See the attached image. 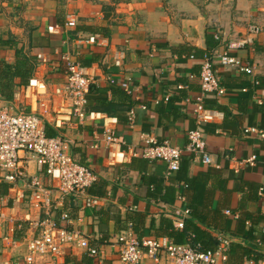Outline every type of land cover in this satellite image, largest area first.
Wrapping results in <instances>:
<instances>
[{"label": "crops", "instance_id": "crops-1", "mask_svg": "<svg viewBox=\"0 0 264 264\" xmlns=\"http://www.w3.org/2000/svg\"><path fill=\"white\" fill-rule=\"evenodd\" d=\"M68 16L71 25L67 27ZM249 24L259 25L262 33L252 47L230 54L254 64L258 80L264 77V5L253 0H0V39L12 40L26 56L36 59L42 54L50 60L35 74L48 82L62 83L65 69L60 57L72 53L83 64L94 67L96 84L89 95L88 111L106 114L101 110L108 102L131 105L129 110L121 106L117 115H108L117 118L115 133L126 146L142 145L144 134L158 142L167 140L180 148L186 146L187 133L196 128L192 102L201 94L200 58L188 57V48L207 51V32L220 34L222 40L212 51L213 64L226 94L206 97L204 106L218 112L219 107L227 108L229 115L223 114L215 123L204 126L210 165L194 161L188 153L180 162L188 166L192 179L209 173L201 178L204 189L198 195L203 198V207L198 209L206 213L218 210L223 218L217 228L200 227L219 241H229L228 250L216 264H252L254 251L257 264H264V139L244 134L247 128L264 130V112L260 111L264 86L255 88L246 75L220 62L226 44L244 37ZM90 36L96 37L94 45L83 41ZM118 52L125 55L121 69L109 66ZM12 55L11 50L1 53L8 62L13 61ZM107 75L115 78L114 86L107 82ZM118 88L125 95L117 91L113 94ZM126 88L133 93L127 94ZM250 88L246 105L239 108L238 98L247 96ZM167 96L169 100L164 102ZM130 110L135 115L132 126L127 121ZM63 132L77 144L72 148L74 157L96 174L92 194L110 193L98 211L82 209L70 199L63 207L72 226L84 230L90 245L100 250L98 258L90 257L92 264H120L118 237L131 230V220L136 221L138 235L149 237L161 217L172 220L175 210L188 207L187 195L195 197V193L185 191L183 182L164 163L134 158L124 165L106 166L101 123ZM94 133L98 148L82 146L80 141H92ZM251 159L254 165L249 164ZM152 175L159 185L174 188L176 197L169 202L151 200L143 178ZM223 181L224 191L220 187ZM60 214L56 211L53 216L59 220ZM22 236L18 230L15 237ZM257 236L262 244L255 240ZM25 250H7L3 256L0 254V264L21 263ZM84 256L89 257L82 249L71 247L63 257L43 256L34 264H64L65 257L79 262ZM142 264L169 263L166 255H161L157 263L145 256Z\"/></svg>", "mask_w": 264, "mask_h": 264}, {"label": "built area", "instance_id": "built-area-1", "mask_svg": "<svg viewBox=\"0 0 264 264\" xmlns=\"http://www.w3.org/2000/svg\"><path fill=\"white\" fill-rule=\"evenodd\" d=\"M69 18L66 19L67 27L71 25ZM261 33L259 25H247L244 37L228 42L220 55L223 66L246 75L255 88L259 86L255 65L230 53L252 47ZM214 39L218 43L222 40L218 32L214 34ZM83 41L94 45L96 37L90 36ZM213 57L214 52H207L200 58L201 94L192 102L196 128L187 133V144L180 148L167 140L158 142L147 134L141 135L142 145L126 146L115 133L117 118L87 111L89 95L96 84L93 65L83 64L72 53H64L60 57L65 69L64 81L51 83L35 74L39 68L50 63L48 57L38 54L36 69L28 84L16 89L11 101L0 98V187L3 184L7 186L6 194H0V254L3 256L7 250L17 253L25 247L21 263L17 262L19 264H34L43 256L63 257L71 247L82 249L92 258L100 256V250L90 245L89 235L72 226L70 216L63 207L70 199L82 209L98 211L110 193L102 197L92 194L96 174L74 157L72 148L77 144L64 134L63 129L101 123L102 145L107 153L105 162L108 167L141 158L164 163L168 171L174 173L178 171L184 153L190 154L194 161L210 165L212 161L207 151L204 126L215 123L223 114L206 108L204 101L210 95L222 97L226 94L215 74ZM124 59L123 52L115 53L109 66L121 69ZM106 79L110 85L116 84L112 75H107ZM125 91L133 93L130 88ZM253 98L262 104L256 96ZM168 100V96L163 99L164 102ZM134 118L130 110L127 113L130 126L134 124ZM48 130L55 135L48 136ZM244 134L264 139V130L258 128H247ZM93 136L92 141L81 140V145L97 149L96 133ZM253 163L254 159H251L249 164ZM56 211L61 212L59 220L53 216ZM187 214L188 210L172 213L177 229L183 228ZM18 230L23 232L20 239L15 237ZM118 243L120 264H142L145 256L157 263L161 255H166L169 264H216L229 248V241L221 239L215 252H201L199 247L174 244L167 238L143 237L138 240L129 230L119 235Z\"/></svg>", "mask_w": 264, "mask_h": 264}, {"label": "trees", "instance_id": "trees-1", "mask_svg": "<svg viewBox=\"0 0 264 264\" xmlns=\"http://www.w3.org/2000/svg\"><path fill=\"white\" fill-rule=\"evenodd\" d=\"M214 34H215L214 32H207L206 34L207 51H201L195 48H188V52H187L188 57L201 58L206 52L208 53L212 52L218 45V42L215 41L214 39ZM180 48H183V46ZM9 50H11L13 53L12 62H8L5 59V57L1 56L2 52H7ZM35 69H36L35 58L26 56L20 49H17L15 42H13L12 40L0 39V98L3 101H11L15 90L28 84L29 80L34 75ZM258 81L260 86H264V77L261 78L259 77ZM121 90L120 88H118L115 91H113V94L117 91L120 96L125 95V93H123ZM249 91L250 92L248 93L247 96L241 95L238 98L239 108H244V106L246 105V100L247 98L249 99L251 94V88L249 89ZM121 106L125 107V110H129L131 107V105H126V106L117 105L114 102H108L106 105H104L101 111L105 112L109 116H113V115H117V110L122 109ZM218 109L220 112H222V114H224L225 117L229 115V110L227 108L219 107ZM243 111L244 110H241V112ZM260 111L264 112V103L262 104ZM161 113L164 116H167L163 112ZM47 135L54 136V132L48 130ZM175 173H176V179L179 182H183L185 191L195 193V197L192 199H190V196L187 195V198L189 199V203H188L189 205L186 208V210H188V214L184 219L183 228L177 229L174 226L172 220L166 217H161L157 229H154L153 234L146 238L149 239L167 238L170 241H172L174 244L186 243L192 247H199L201 252H207V251L215 252L220 245V241L215 237H213L210 233L202 229L200 226H205L207 228L209 227L217 228L218 227L217 223L222 221L223 215L218 210H211L206 213V212H201L198 209L200 207H203V203H202L203 198L200 195H198L200 192H203L202 190L204 189L201 183V178L202 177L207 178L209 173H201L199 177H197L196 179H192L188 176V166L184 163L183 165L182 164L180 165L178 171H176ZM143 181L145 183L148 192V197L151 200H157L159 202L160 201L169 202L171 199L176 197L174 188L164 187L162 185H159L158 180L153 175L147 178L146 177L143 178ZM220 187L223 189V191L225 190L224 181ZM6 192H7V186L3 184L0 187V194L5 195ZM184 195L185 194H182V196ZM248 219L249 218L247 217L243 220L241 227H244L245 222H247ZM131 222L132 223L130 225L131 226L130 232L133 237L140 240L141 238H143V236L138 235L136 232L137 227L136 225H134L136 221L131 220ZM223 226L221 228L224 229L225 227ZM262 235H264V229L262 230ZM252 237L253 234L252 231H250L249 238ZM256 239L259 242V244H262L261 237L257 236L255 237V240ZM255 255L256 257H253V260L250 261L257 264L258 255L254 251V256ZM69 263L92 264V259L90 257L84 256L82 260L78 262L75 258L65 257L64 264H69Z\"/></svg>", "mask_w": 264, "mask_h": 264}, {"label": "rangeland", "instance_id": "rangeland-1", "mask_svg": "<svg viewBox=\"0 0 264 264\" xmlns=\"http://www.w3.org/2000/svg\"><path fill=\"white\" fill-rule=\"evenodd\" d=\"M253 2H255L257 5L258 4L264 5V0H253Z\"/></svg>", "mask_w": 264, "mask_h": 264}]
</instances>
